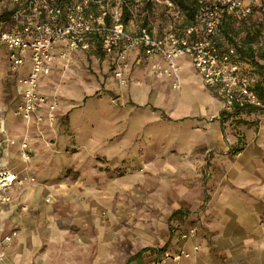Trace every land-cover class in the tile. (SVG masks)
Returning <instances> with one entry per match:
<instances>
[{
    "label": "crops",
    "instance_id": "obj_1",
    "mask_svg": "<svg viewBox=\"0 0 264 264\" xmlns=\"http://www.w3.org/2000/svg\"><path fill=\"white\" fill-rule=\"evenodd\" d=\"M61 48L38 80L55 118L41 105L36 121L14 113L27 52L9 75L0 47V161L20 179L0 200V234L17 232L6 260L148 264L182 246L191 255L181 264H264V112L235 117L243 142L233 151L222 93L188 56L175 77H157L138 47L121 59L99 48L63 58Z\"/></svg>",
    "mask_w": 264,
    "mask_h": 264
},
{
    "label": "built area",
    "instance_id": "obj_2",
    "mask_svg": "<svg viewBox=\"0 0 264 264\" xmlns=\"http://www.w3.org/2000/svg\"><path fill=\"white\" fill-rule=\"evenodd\" d=\"M11 1L13 7L9 20L13 28L0 26V47L6 50L12 71L23 64L27 52L30 68L27 74L17 79L20 101L14 110L25 120L34 116L36 121H41L42 114L38 111L41 105H45L50 121L55 118L57 100L38 91V80L41 75L49 73L57 42L62 45L59 55L63 58H68L76 49L99 48L105 53L116 51L121 59L127 49L138 47L157 77H175L178 60L188 56L203 83L217 86L222 93L221 117L228 122L225 134L230 148L233 131H229V123L237 113L248 109L264 112V98L257 93L256 76L243 71L234 58L237 48L255 47L256 44L246 43L232 33L216 38L211 36L225 14L246 17L260 0H198L200 9L192 24L182 32L164 31L161 34L138 27L128 31L122 20L123 0ZM152 1L168 9L175 6L173 0ZM228 39L231 41L226 48H221L219 43ZM115 75L124 80L122 70H116ZM5 109L0 104V114ZM8 142L14 143V139L9 138ZM21 147L28 149L26 140L21 142ZM17 183H20L18 175L0 161L1 201L10 199L5 191ZM194 233V228L182 229L178 231V238L184 243ZM16 234V230L0 234V264H15L6 260L5 247ZM194 249L198 247L194 246ZM190 255L191 251L182 246L176 250L165 248L148 264L167 261L181 264V260Z\"/></svg>",
    "mask_w": 264,
    "mask_h": 264
},
{
    "label": "trees",
    "instance_id": "obj_3",
    "mask_svg": "<svg viewBox=\"0 0 264 264\" xmlns=\"http://www.w3.org/2000/svg\"><path fill=\"white\" fill-rule=\"evenodd\" d=\"M2 1V0H0ZM174 9L178 11L183 17L182 29L178 32H182L188 25L195 21L196 14L200 9V3L198 0H173ZM134 0H123L122 3V20L125 24V28L130 31L138 28H146L151 33H159L153 27L150 19V14L157 7H162L165 11H169L163 4H156L152 0H142L143 14L136 17L132 11V3ZM13 7V6H12ZM262 11V17L260 21L248 22V18L256 11ZM12 8L4 10L0 14V20L10 19ZM238 22V28H235L234 24ZM171 31V30H170ZM242 35L240 32H244ZM232 33L239 36L246 43H255L256 46L247 45L245 47L237 48V55L235 60L241 65L242 70L251 73L256 76V90L260 97L264 98V0H260L253 5L251 13L246 17H238L235 14H225L221 20V23L216 27L215 31L211 34L213 38L227 35ZM231 40H225L220 42L221 48H226L227 44ZM262 43H259L261 42ZM242 112V111H241ZM241 112H238L237 115ZM237 119L234 118L229 123V131H233V140L231 144V150L236 151L240 148V143L243 142V135L236 126ZM233 128V130H231Z\"/></svg>",
    "mask_w": 264,
    "mask_h": 264
},
{
    "label": "rangeland",
    "instance_id": "obj_4",
    "mask_svg": "<svg viewBox=\"0 0 264 264\" xmlns=\"http://www.w3.org/2000/svg\"><path fill=\"white\" fill-rule=\"evenodd\" d=\"M132 11L133 14L138 17L140 15L143 14L142 11V3L140 1H135L132 3ZM13 6L12 1L11 0H2L0 1V14L4 11V10H9L11 9ZM169 11H165L162 7H157L154 9V11L152 12V14H150V19L152 21L153 27L155 28L156 31L162 32V31H166V30H171L174 32H178L182 29V21H183V17L180 13H178L177 10L173 9H168ZM262 17V11L261 10H256L247 20L248 22H252V21H260ZM240 23L236 22L234 24L235 28H238V25ZM0 26L2 28H7V29H11L13 28L12 23L10 22V20H0ZM240 34L244 35V32H240ZM0 66L2 67L3 65L0 64ZM13 73V71L10 69V63H9V70H8V74L11 75ZM7 84L6 87L4 88L6 94H8L9 96L12 95L11 93V88L9 87V83H5ZM7 95V96H8ZM7 109H8V105L5 104Z\"/></svg>",
    "mask_w": 264,
    "mask_h": 264
}]
</instances>
